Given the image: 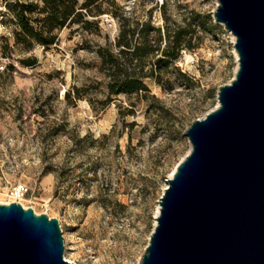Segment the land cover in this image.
<instances>
[{"label":"rangeland","instance_id":"1","mask_svg":"<svg viewBox=\"0 0 264 264\" xmlns=\"http://www.w3.org/2000/svg\"><path fill=\"white\" fill-rule=\"evenodd\" d=\"M22 2L32 26L44 15L43 0H0V203L24 185L20 201L59 220L69 261L140 264L168 179L192 149L186 130L235 78L234 35L215 19L218 0H103L90 28L28 45L17 40ZM147 21L163 45L184 30L186 46L160 82L146 79L150 92L109 99L98 50Z\"/></svg>","mask_w":264,"mask_h":264},{"label":"water","instance_id":"2","mask_svg":"<svg viewBox=\"0 0 264 264\" xmlns=\"http://www.w3.org/2000/svg\"><path fill=\"white\" fill-rule=\"evenodd\" d=\"M214 16L239 67L186 130L140 264H264V0H218ZM64 251L56 217L0 203V264H75Z\"/></svg>","mask_w":264,"mask_h":264},{"label":"trees","instance_id":"3","mask_svg":"<svg viewBox=\"0 0 264 264\" xmlns=\"http://www.w3.org/2000/svg\"><path fill=\"white\" fill-rule=\"evenodd\" d=\"M102 1L43 0L40 12L44 15L41 19H35L37 27L31 25V17L24 10L26 3L22 2L18 16L25 32L19 33L17 40L28 45L35 41L51 45L57 39L56 29L75 23H81L88 29L95 20L89 17L101 13L96 9ZM152 33H158V36H152ZM185 35L184 30L176 31L172 36L169 34L163 45L161 31L150 21L137 23L133 28L124 25L114 45L106 44L98 50L100 69L108 78V98L122 93L150 92L146 79L155 78L159 82L163 79L170 64L186 46ZM154 57H157L155 61Z\"/></svg>","mask_w":264,"mask_h":264},{"label":"built area","instance_id":"4","mask_svg":"<svg viewBox=\"0 0 264 264\" xmlns=\"http://www.w3.org/2000/svg\"><path fill=\"white\" fill-rule=\"evenodd\" d=\"M9 193H10V196L13 197V199L8 201V203L15 201V202H19L23 205V203L20 201V199H22L26 195L27 188L24 185H20L18 187H14L13 189H10ZM24 208H27V206H24Z\"/></svg>","mask_w":264,"mask_h":264},{"label":"bare ground","instance_id":"5","mask_svg":"<svg viewBox=\"0 0 264 264\" xmlns=\"http://www.w3.org/2000/svg\"><path fill=\"white\" fill-rule=\"evenodd\" d=\"M234 40H236V37H235V36H234ZM174 172H175V171H174ZM174 172H173V173H174ZM173 173H172V174H173ZM5 203H8V202H5ZM9 203H11V202H9ZM22 203H23V202H22ZM23 205L26 206L24 203H23ZM159 211H160V210H159Z\"/></svg>","mask_w":264,"mask_h":264}]
</instances>
